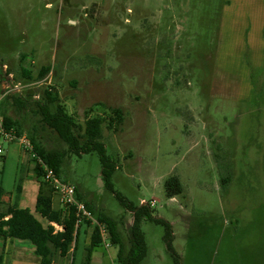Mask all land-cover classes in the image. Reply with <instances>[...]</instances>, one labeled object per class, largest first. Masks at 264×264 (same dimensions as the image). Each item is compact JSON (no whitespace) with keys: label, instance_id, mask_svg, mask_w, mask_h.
Masks as SVG:
<instances>
[{"label":"rangeland","instance_id":"rangeland-1","mask_svg":"<svg viewBox=\"0 0 264 264\" xmlns=\"http://www.w3.org/2000/svg\"><path fill=\"white\" fill-rule=\"evenodd\" d=\"M230 2L0 0V64L9 73L2 81L11 89L0 113L23 134L36 130L48 149L67 145L42 127L46 91L78 125L104 118L103 142L118 165L115 189L172 226L178 259L166 227L141 221L147 255L140 264H264V65L246 36L232 50L225 45ZM20 155L0 160V185L11 192L22 176L31 202L39 182L32 159ZM171 176L183 188L174 198L165 189ZM61 179L118 220L128 248L133 215L106 188L98 153L70 154ZM81 238L90 239L85 231ZM117 252L102 244L94 258L117 264ZM83 256L79 249L75 264Z\"/></svg>","mask_w":264,"mask_h":264},{"label":"trees","instance_id":"trees-1","mask_svg":"<svg viewBox=\"0 0 264 264\" xmlns=\"http://www.w3.org/2000/svg\"><path fill=\"white\" fill-rule=\"evenodd\" d=\"M22 59L24 60V58ZM50 70V66L43 67L40 71V77H44ZM24 72L27 76L31 75V72L26 69H24ZM46 99V102L38 103L42 127L50 128L56 132L59 138L67 145V148L48 149L43 144L42 138L38 136V132L34 130L29 132L28 137L39 158L61 178L63 167L70 154L80 156L97 152L102 163V175L106 188L114 193L121 205L133 215V223L128 231L130 246L127 248L119 229L118 220L103 212H97L93 203L90 200H85L88 209L92 211L96 220L106 225L109 241L118 246L116 263L140 264L146 257L147 243L145 234L140 226L143 219L152 220L166 227L165 240L167 248L178 259V255L173 247L171 224L163 218L154 216L148 203L138 207L123 193L115 189L112 183V175L117 170L118 165L108 154L106 144L103 142L104 118L102 116H89L85 120L84 126H81L78 125L65 106L60 103L57 94L46 91ZM52 104H56L55 110H52ZM113 111L118 117L116 120L119 126L122 122V113L119 109H114ZM2 114L5 126L8 129H15L18 135L24 133L20 123L9 117L6 112ZM0 158H3V155ZM32 161L35 162L33 172L39 182L35 212L33 213L29 208L20 207L24 180L20 176L9 207L6 210L0 208V239L4 242L13 239L30 241L35 246V253L40 257L42 264H58L59 262L63 264L66 260H70L72 264H75L80 244L81 227L86 225L90 228V243L84 247V256L81 264H93L94 251L104 241L99 225H94L92 221H85L83 224L77 225L79 217L75 208H55V190L44 179L41 165L34 160ZM75 186L77 199L80 201L84 200V195L80 191L79 186ZM165 189L169 198L182 194L183 188L180 178L178 176L168 178L165 182ZM5 192V189L1 186L0 207L3 204L2 196ZM36 214L41 216L47 224H44ZM55 225H58L60 229H57ZM3 259V253H0V264H3Z\"/></svg>","mask_w":264,"mask_h":264},{"label":"crops","instance_id":"crops-1","mask_svg":"<svg viewBox=\"0 0 264 264\" xmlns=\"http://www.w3.org/2000/svg\"><path fill=\"white\" fill-rule=\"evenodd\" d=\"M230 1V4L234 9L231 10V13L227 18L225 17L226 26L223 24L222 27V32L225 33L228 42L225 43V45L227 44L230 50H232V47L235 45L240 46L243 41L242 38L246 36L248 48L256 52V57L254 58L258 59L260 65H264V0ZM258 53H260L259 56ZM232 65L233 63H230L229 66L231 67ZM7 145L10 147L9 150L7 149ZM7 145L5 148V154L3 155V158H0V160H5V156L8 154L13 156L16 155L17 157L21 156L20 154H22V150L18 144L13 143ZM38 192L39 186L36 189L35 202H30L29 200L25 201L24 194L22 193L20 207L29 208L34 213ZM13 196L14 190L11 192H5V194L2 196L3 204H1L0 208L6 210L9 207V203ZM57 200L59 205L56 207L54 202V207L62 208L58 197ZM39 219L44 224H47L43 218ZM55 226H57L58 229L60 228L58 225ZM84 231L87 232V235L90 237V228H88L86 225H83L81 227V233ZM82 238L79 240V249H81V253L84 254V247L89 245L90 239ZM0 253H3L4 255L3 264H42L40 257L35 253V246L28 240L13 239L4 242L2 239H0ZM93 264H101L100 258L96 259L93 255Z\"/></svg>","mask_w":264,"mask_h":264},{"label":"built area","instance_id":"built-area-1","mask_svg":"<svg viewBox=\"0 0 264 264\" xmlns=\"http://www.w3.org/2000/svg\"><path fill=\"white\" fill-rule=\"evenodd\" d=\"M7 71V67L0 64V72ZM2 75L0 73V103L2 97L6 96L10 88L2 81ZM18 144L22 151L28 155L32 160L41 165L43 170L44 179L54 188L55 193L58 195L60 203L64 208H75L77 216L79 217L77 225L83 224L85 221H92L94 225H99L100 233L103 238V245L110 246L109 234L106 225L99 223L96 217L90 211L85 203L88 200L84 197V200L80 201L76 197V186L71 182L62 180L56 172L50 168L46 163L34 151L33 145L26 134L18 135L15 129H8L5 126L4 116L0 113V156L5 154V148L7 144ZM35 163V162H34ZM153 205V203H152ZM60 229V228H59Z\"/></svg>","mask_w":264,"mask_h":264},{"label":"flooded vegetation","instance_id":"flooded-vegetation-1","mask_svg":"<svg viewBox=\"0 0 264 264\" xmlns=\"http://www.w3.org/2000/svg\"><path fill=\"white\" fill-rule=\"evenodd\" d=\"M1 73V75H2V79H4V81H8V75H9V73L6 71V72H4V71H1L0 72ZM6 77H7V80H6Z\"/></svg>","mask_w":264,"mask_h":264},{"label":"water","instance_id":"water-1","mask_svg":"<svg viewBox=\"0 0 264 264\" xmlns=\"http://www.w3.org/2000/svg\"><path fill=\"white\" fill-rule=\"evenodd\" d=\"M146 203H144L143 205H145Z\"/></svg>","mask_w":264,"mask_h":264}]
</instances>
